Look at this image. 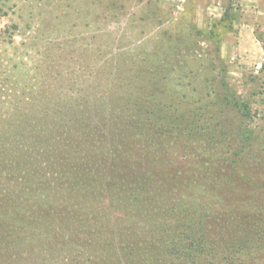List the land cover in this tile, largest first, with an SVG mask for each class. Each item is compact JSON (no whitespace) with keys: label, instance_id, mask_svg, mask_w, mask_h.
Returning a JSON list of instances; mask_svg holds the SVG:
<instances>
[{"label":"rangeland","instance_id":"374dc122","mask_svg":"<svg viewBox=\"0 0 264 264\" xmlns=\"http://www.w3.org/2000/svg\"><path fill=\"white\" fill-rule=\"evenodd\" d=\"M61 139L116 147L88 205L54 199ZM140 146L155 190L109 202ZM0 210V264H264V0H0Z\"/></svg>","mask_w":264,"mask_h":264},{"label":"trees","instance_id":"16d2710c","mask_svg":"<svg viewBox=\"0 0 264 264\" xmlns=\"http://www.w3.org/2000/svg\"><path fill=\"white\" fill-rule=\"evenodd\" d=\"M135 107H136V105H133V108H135ZM122 115L125 116L124 121L130 120V118L135 119L134 121L133 120H130L131 122L129 121L130 122L129 125L131 124L132 126L138 125L139 124L138 121H141L143 118L140 115H139L140 117H138L135 114H133V111H129V110H125V109H124ZM103 117L107 120L106 121L107 123H111L114 125H116L118 123L117 120H115V118H116L115 115H110L109 118L105 117L104 115H103ZM153 117H154L153 115H147L146 119L149 120V119H152ZM77 118H78L77 122L74 124H76L75 128H77V131H79V130H82L81 127L84 126L81 123L82 119H83V123L86 122L87 120L89 121L90 119L88 117H83V118L77 117ZM132 126H130L129 129H134ZM116 127H118V126H116ZM123 127H126V126H122L121 129H123ZM139 135L140 134H138L136 132L135 135L132 137V140H134L137 144L139 143V140H140ZM78 137H80V136H78ZM70 141H72V140H70ZM70 141L66 140V139H61L58 141V143H56V145L54 147L52 146L50 150H47V153L49 155H51L53 158H55L56 160L58 159L59 155L61 157V160H63L60 163L56 162V165L50 166V168L56 172V175L62 180V182L64 184L63 185L64 188L62 189L63 195L61 197H57L54 199L57 200V205H62L63 207L66 206L64 199L68 196H72L76 200L80 199L81 205H83V204L88 205L89 200L90 201L95 200V199L99 198L98 196H101V194L96 191V185H97L98 179L94 178V179H96V180L93 179L95 182V184H94L95 186H91L90 184L84 183V181H82L78 175L82 173L83 176H87V178H88V176L90 177L95 172H98L97 168L102 167L104 161H106L108 163L110 162V160L112 158V153H114L116 151V149H115L116 147L113 149L109 146L107 147V143L104 145L99 143V145H101V146H99V149H98V148H92L89 145L80 146L79 145V143H80L79 139L73 140L72 142H70ZM96 142L98 144V141H96ZM122 142L127 143L126 145L129 146L130 149L133 148V145H132L133 141L127 142V141L122 140L121 143ZM110 145L112 146L113 144H110ZM143 150H144V147H142V146H140L138 149V153H140V156H137V157H139L140 160L138 158L133 160L125 154L121 155L122 158L120 160L122 161V163H124V165L117 163L118 166L116 168H118V170H120V171H118V175H116L117 177L112 179V184L115 185L117 183V184H119V186H121L120 191H115V192L110 193V195L107 196V199L109 202L113 198H117V199L123 198L125 200H127V199L139 200L140 199L139 197L149 196L150 193L153 190H155L154 181H157L156 178L153 177V175L146 177L141 171V170L147 171V166L144 167V165L141 161V158L150 159V158H152L150 152L151 153H153V152H152V149L147 148L148 153H142L141 154V152ZM163 152L164 151L162 148H158V149L155 148V151H154V153H158V155H162ZM153 156H154V154H153ZM139 167H141V168L139 169ZM159 171L161 173V171L163 172V169H160ZM124 176L127 177L126 180H125ZM160 177L164 179V177L162 175H160ZM158 180H160V178ZM163 181L168 182V181H166V179L162 180L161 182L163 183ZM73 190L75 191V193H71ZM60 198H62V199H60ZM16 205H17V207H21L20 202H18ZM145 206H147V202L145 203ZM155 207H156V209H158V207H160V205H157ZM124 210L126 212H130V213L133 212V210H131L130 207L124 206V209H122V211H124ZM165 210H167V209H165ZM18 211H22V209L18 208ZM159 211L162 212V210H159ZM169 211L171 212L172 208L169 209ZM5 214H6L5 211L0 210V216H3ZM121 216L124 218L123 214ZM142 216H145V214L142 213ZM112 219H113L112 223H113L114 227L116 228L117 225L119 227L117 234L118 235H125V233L123 231H120V230L125 229V225L121 224L122 223L121 217L117 216V217H113ZM129 222H133V221L129 220ZM169 229L170 228H168V230ZM50 231H55V229H51ZM14 233H16V232H14ZM167 234L168 233H166V235ZM176 234H177V238L179 240H182V239L186 240L185 237H187V235H186L187 233H186V229L184 227L177 229ZM235 238H236L235 236H232V239H234V240L226 241L227 244H229V243H231V244L224 246L223 244L219 245L218 243H215L214 241H207L208 238L201 235V238H199V240L191 239V241H190L191 246L190 247L194 246L193 247L194 249L201 250V252H203V253H209L211 255H219V256L227 258V256L230 257L232 255V252L235 251L236 247L238 248V246L240 247V244L246 243L248 241L245 238H242L240 240L235 239ZM176 244H178V243H176ZM197 245L199 247H195ZM5 251L8 255V253H9L8 249H5L4 252ZM179 251H181V248L179 249ZM184 251H185V249H184ZM16 256H18V255H16ZM7 257H11V256H7ZM70 261L71 260H67V261H65L64 264H70ZM136 261L137 260H135V262L131 261V263L136 264ZM104 262L102 264H107ZM96 264H101V262H97Z\"/></svg>","mask_w":264,"mask_h":264}]
</instances>
